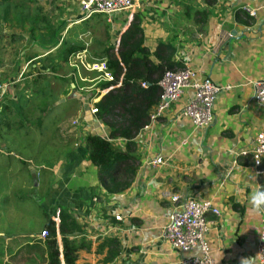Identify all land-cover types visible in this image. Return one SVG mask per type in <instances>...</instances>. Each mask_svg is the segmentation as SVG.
<instances>
[{
    "label": "crops",
    "instance_id": "crops-1",
    "mask_svg": "<svg viewBox=\"0 0 264 264\" xmlns=\"http://www.w3.org/2000/svg\"><path fill=\"white\" fill-rule=\"evenodd\" d=\"M195 1L202 5L201 0ZM63 2L0 1V85L4 86L0 90V119L9 118L8 103L14 99L16 82L31 81L36 70L45 75L34 78L44 80L46 89L49 80L59 89L67 83L68 91L55 90V103L59 105L60 99L71 103L66 108L70 117L63 119V109L56 113L57 121L50 126L57 129L56 135H48V122L45 129L41 125L26 129L28 133L39 129L46 139L54 137L57 147L49 157L46 150L34 160L26 152L19 157L17 150L5 147L6 141L14 146L10 139L0 138V158L4 160L0 162V264H47L43 237L25 232H18L23 233L19 236L11 229L16 211L12 203L28 190L35 198L32 207L39 210L42 228L48 218H57L53 221L57 225L60 209L79 225L75 238L83 239L88 249L77 251L74 264H178L183 257L195 254V248L181 251L163 238L171 194L208 200L218 209V215H206L212 221L205 238L214 264H260L256 245L264 214L251 211L249 197L259 190L264 171L252 165L249 155L236 153L249 148L255 133L264 127V107L254 101L252 87L264 75V0H217L200 30L181 15L187 0H133L131 8L83 20H79L77 8L65 26ZM133 15L150 53L158 42L171 41L175 63L188 69L192 77H208L228 90L214 100L211 123L195 127L178 114L192 95L190 89H184L162 116L136 134L130 149L135 167L130 184L108 194L99 184L85 143L87 135H107L106 127L88 110V98L98 90L97 82L88 80L86 85V80L78 77V61L65 75L58 69L66 62L64 45L82 46L87 62L98 60L108 47L116 52L114 46ZM100 27L105 39L95 34ZM84 41L91 46L86 47ZM150 59L155 61L153 56ZM15 62L23 67L11 70ZM27 72L30 75L24 78ZM78 80L84 84L77 85ZM53 95L50 91L48 97ZM14 122L9 118L0 125L15 130L18 124ZM124 143L121 138L113 139L111 147L123 151ZM156 157L162 162L151 163ZM21 161L25 166L18 165V169ZM107 237L116 238L119 245L109 262L105 261ZM56 243L63 264L57 232ZM25 245H35L39 251L32 248L26 252Z\"/></svg>",
    "mask_w": 264,
    "mask_h": 264
},
{
    "label": "trees",
    "instance_id": "trees-1",
    "mask_svg": "<svg viewBox=\"0 0 264 264\" xmlns=\"http://www.w3.org/2000/svg\"><path fill=\"white\" fill-rule=\"evenodd\" d=\"M6 2L7 0H0ZM217 0H201L202 5H198L195 0H187L183 5L182 17L190 21L191 25L204 28L211 7ZM83 50L80 45H65L63 49V58L68 55ZM175 47L171 41L158 42L153 52H149L143 45L142 31L138 27L137 19L133 15L126 29L120 34L116 52L112 47L106 48L96 61H104L106 69L111 73V80L99 81L98 90H106L96 103L95 116L107 129L105 138L97 135H87L85 143L88 148L87 157L97 170V176L100 186L108 194H113L125 189L134 174L133 165V139L136 134L148 123V111L158 101L160 88L157 81L166 70L182 69L183 67L175 63L172 56ZM153 56L155 61L150 59ZM120 81L118 86H114ZM140 82H145V87L140 86ZM46 108V103L42 104ZM44 110L31 109L27 116L29 120H15L18 128L8 127V124L0 125L5 127L0 129V138L10 139L9 146L6 141L5 147L8 150H17V154L26 152L34 160L42 150L48 152V146L52 145L54 137L46 139L45 135L35 131L27 132L26 129H34L41 125L45 129L47 117ZM45 115V116H44ZM34 132L38 133L34 135ZM48 135L49 134L48 131ZM29 136V139L25 137ZM14 137L17 141L14 144L11 139ZM37 138L46 140L45 149L36 152V145L32 147ZM121 138L124 140L123 151L114 150L111 147L113 139ZM32 164H36L32 162ZM25 166L24 162H18L17 168ZM259 169L264 171V159L261 160ZM264 174V173H263ZM259 190L264 191V179H261ZM58 223L55 226L51 219H47L42 230L46 231L43 239V245L46 248L47 264H60L58 258L59 251L56 243V232L60 238L61 258L63 264H74L77 251L88 249V244L83 239L75 238L80 232L79 225L75 219L60 209L58 212ZM39 241L35 244L39 245ZM107 247L105 261L109 262L115 258L118 251V240L113 237L104 239ZM37 246L25 245L24 251L28 252ZM39 251L38 248L35 249Z\"/></svg>",
    "mask_w": 264,
    "mask_h": 264
},
{
    "label": "built area",
    "instance_id": "built-area-1",
    "mask_svg": "<svg viewBox=\"0 0 264 264\" xmlns=\"http://www.w3.org/2000/svg\"><path fill=\"white\" fill-rule=\"evenodd\" d=\"M80 16L79 20L86 19L95 14H105L126 10L132 7L133 0H79ZM246 12H252L245 8ZM116 45L114 46V50ZM78 60L84 71L94 72L99 81L111 80V73L106 69L104 61L82 62L80 54L74 57ZM120 81L114 86H118ZM145 82H140L141 87H145ZM160 88L158 101L148 111V123L154 122L162 116L170 102H175L180 97L184 89H190L192 95L190 99L179 110L178 114L191 121L195 127H206L212 120V105L217 95L228 86H222L213 82L208 77L194 78L188 69L166 70L157 81ZM253 99L260 106L264 107V75L261 79L252 84ZM4 88L0 85V90ZM106 90H96L88 98V110L91 114L96 113V103L99 97ZM145 125L144 127H146ZM237 155H249L254 167H258L260 162L256 161L264 157V127L257 131L253 137L249 148L240 150ZM160 157H156L151 163H161ZM171 209L163 226V238L172 247L181 251L196 249L193 255L183 257L178 264H214L205 235L212 221L208 220L207 214L218 215V209L208 200L183 199L177 194H171L168 198ZM114 219L119 220L118 215ZM57 222V218H53ZM45 230L40 232V236H45ZM256 256L258 263L264 264V226L260 230L257 238Z\"/></svg>",
    "mask_w": 264,
    "mask_h": 264
},
{
    "label": "rangeland",
    "instance_id": "rangeland-1",
    "mask_svg": "<svg viewBox=\"0 0 264 264\" xmlns=\"http://www.w3.org/2000/svg\"><path fill=\"white\" fill-rule=\"evenodd\" d=\"M52 1H54V0H50L51 3H52ZM79 6H80L79 0H64L63 5H62V9L64 10V17H63L64 26H65V24H67V22L70 19L74 18L73 17L74 16L73 11H76V9L79 8ZM78 11H79V9H78ZM95 34L97 37H99L101 39H105V36H106L105 30L102 27H100L96 31ZM85 40H87V39L85 38ZM84 44L86 47L88 46V44L90 45V43L88 41H84ZM64 47H65V45L63 46V49H64ZM62 54H63V50H62ZM77 54H80L82 62H86L83 50H80L76 53L70 54L66 57V62L59 65L58 70H59L60 74L63 73L65 75V74L69 73L73 67L75 68V66H76L75 61H78V60H76L74 57ZM86 54L88 56L87 52H86ZM59 55H60V53H59ZM59 55L56 56V58H54V60H58ZM16 59H17V57H16ZM16 62L12 65V67H10L11 70H17L21 66V63L16 64ZM78 64H79V67L77 68L78 69V77H80L81 79L84 78L86 80V82H85L86 85H89V82H87L88 80H91V82H97L96 85H98L99 80L96 78L95 73H93V72L89 73L87 71H84L79 61H78ZM21 67H23V66H21ZM23 72L21 73V75L23 74ZM49 72H50L49 69H47V75H49ZM29 75H30V72H27L24 75V78L29 77ZM41 75L45 76L41 72H38V70H36V74H33L32 76L36 77V76H41ZM34 77L32 78L31 81L19 80L16 82L17 86L15 88L16 89L15 96H14V99L8 103V105L11 108L9 111L7 109L6 115H8L9 118L13 119L14 121L15 120H29V119H27L28 118L27 113L31 109H37V110H38V108L41 110L45 109L44 114L46 115L47 122L49 124L48 131L52 135H54V134L56 135V133L58 132L57 129L50 128V126L53 127L54 122L57 121V114L56 113H57V111L63 109L64 115H65L63 119L65 120L67 117H70L71 113H69V111H67V109L69 108L71 103L66 102V104H64L63 101L60 99V104L57 105L55 103L56 102L55 99H57V95H55V90L59 91L62 89L65 92V91H68L69 88L66 86L67 83H65L64 87L59 89L57 83L49 80V81H46V86L48 87L46 89L45 88V81L44 80L39 81L40 78H34ZM76 82H78L77 85H79V86H81L80 84L83 83V82H80L79 80ZM46 90H47L48 94H47ZM50 91H51L52 95L54 94L53 95L54 98L48 97ZM43 103H46V106H47L46 108L42 107ZM8 119L4 118V119H0V121L5 122V121H8ZM35 145H36V152H38L41 149H45L46 140L42 139V138H37L34 141V144H32V147ZM1 147H2V145H1ZM56 147H57V143L55 141H52V145L48 146V152H47L48 157L51 155L52 152L55 151ZM3 161L0 158V162H3ZM20 195L21 196L20 197L17 196L15 202L12 203V205L16 206V211L11 216L10 221H13V226H11V229L13 231H15V233L19 236H22L23 233L20 235V234H18V232H25L28 235H31V237H43L44 238L45 236H40V232L42 231V223L43 222L40 220L41 216L38 214L39 210L37 208L32 207L33 203L35 202V198H33V195L31 194L30 190H28L25 193L24 192L20 193ZM1 226L2 225H0V227Z\"/></svg>",
    "mask_w": 264,
    "mask_h": 264
},
{
    "label": "clouds",
    "instance_id": "clouds-1",
    "mask_svg": "<svg viewBox=\"0 0 264 264\" xmlns=\"http://www.w3.org/2000/svg\"><path fill=\"white\" fill-rule=\"evenodd\" d=\"M257 163L260 161L257 160ZM256 175H259L257 173ZM249 203L251 205V211L255 214H264V191L257 190L249 197Z\"/></svg>",
    "mask_w": 264,
    "mask_h": 264
}]
</instances>
